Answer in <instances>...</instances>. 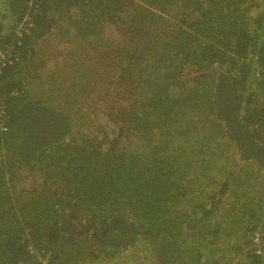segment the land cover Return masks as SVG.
<instances>
[{"label":"trees","instance_id":"obj_1","mask_svg":"<svg viewBox=\"0 0 264 264\" xmlns=\"http://www.w3.org/2000/svg\"><path fill=\"white\" fill-rule=\"evenodd\" d=\"M5 47L0 264H264V0H0Z\"/></svg>","mask_w":264,"mask_h":264},{"label":"rangeland","instance_id":"obj_2","mask_svg":"<svg viewBox=\"0 0 264 264\" xmlns=\"http://www.w3.org/2000/svg\"><path fill=\"white\" fill-rule=\"evenodd\" d=\"M50 53V52H49ZM49 53H46V52H42V54H49ZM45 57V56H44ZM47 58V57H46ZM51 61L49 60L48 62H45L44 66L46 64H49ZM39 63V62H38ZM43 67H38L37 69V72L39 73V76L38 78L36 79V81L38 83H41L42 81H44L46 79V76L44 72H47L46 69H44V72L42 71L43 70ZM51 73V71H50ZM66 73V72H65ZM37 82H35L34 84H37ZM63 91H67L66 89H63ZM53 103V102H52ZM54 104V103H53ZM83 124H88L87 122H84L83 121ZM27 185H29V182L27 183ZM226 202H228L229 204H231L232 202L228 201L227 199L223 198ZM224 202V201H222ZM229 206L227 204H224L222 203L220 209L218 210V214L217 216L213 219L214 223L215 222H218V221H222L221 222V225L220 226L222 228V235L223 237H226L228 236L229 237V233L227 232L228 230V226L229 225H226V222H224V220L221 219V216H222V212L227 209ZM231 224V223H230ZM185 225V224H184ZM195 227H196V224L193 225V227L191 228L192 231H195ZM238 228V226H236ZM182 234L184 236H186V239L188 240V237H187V234L185 232V228L182 229ZM144 242H140L139 244L136 243L135 246L129 248L128 250H126L122 255H120L118 258H117V261H118V264H155V259L151 256V252L150 250H148V248L150 247H144L143 245Z\"/></svg>","mask_w":264,"mask_h":264},{"label":"built area","instance_id":"obj_3","mask_svg":"<svg viewBox=\"0 0 264 264\" xmlns=\"http://www.w3.org/2000/svg\"><path fill=\"white\" fill-rule=\"evenodd\" d=\"M30 21L29 17L25 16L19 24H17L14 27V33L17 37H22L24 33H26V28L30 26ZM14 59L16 60L15 56L12 54V49L11 47H5L4 49L0 50V71L1 68L4 66L12 65L14 62ZM256 60V58L254 59ZM258 66H256L257 68ZM262 70H264V62H263V67ZM6 118L5 112L3 110V107L0 105V126L3 124L4 120ZM258 235H255L254 241L257 242ZM256 254L259 255L261 254L260 251H256Z\"/></svg>","mask_w":264,"mask_h":264}]
</instances>
